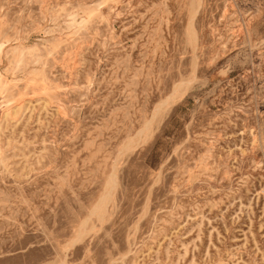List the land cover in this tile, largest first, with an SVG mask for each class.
<instances>
[{"label": "rangeland", "instance_id": "obj_1", "mask_svg": "<svg viewBox=\"0 0 264 264\" xmlns=\"http://www.w3.org/2000/svg\"><path fill=\"white\" fill-rule=\"evenodd\" d=\"M0 264H264V0H0Z\"/></svg>", "mask_w": 264, "mask_h": 264}, {"label": "bare ground", "instance_id": "obj_2", "mask_svg": "<svg viewBox=\"0 0 264 264\" xmlns=\"http://www.w3.org/2000/svg\"><path fill=\"white\" fill-rule=\"evenodd\" d=\"M170 98H172V95L168 96L166 101H168ZM113 181L114 178H113V174L111 173V175L109 176L106 182L107 189H105V192L101 195V197L99 198V200L92 209V213H95L97 216L102 217V214L105 210L104 209L105 202L108 200L110 196V189L113 187Z\"/></svg>", "mask_w": 264, "mask_h": 264}]
</instances>
